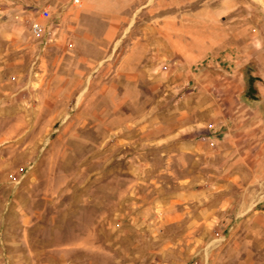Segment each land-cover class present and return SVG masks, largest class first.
Masks as SVG:
<instances>
[{
	"label": "rangeland",
	"instance_id": "374dc122",
	"mask_svg": "<svg viewBox=\"0 0 264 264\" xmlns=\"http://www.w3.org/2000/svg\"><path fill=\"white\" fill-rule=\"evenodd\" d=\"M75 1L0 0V264H264V0Z\"/></svg>",
	"mask_w": 264,
	"mask_h": 264
},
{
	"label": "crops",
	"instance_id": "0c3cea01",
	"mask_svg": "<svg viewBox=\"0 0 264 264\" xmlns=\"http://www.w3.org/2000/svg\"><path fill=\"white\" fill-rule=\"evenodd\" d=\"M246 105V104H245ZM245 105H239L238 109L246 110L248 109ZM241 112L236 115V118H233L232 122L234 125V132L241 135L239 140L234 141V148L240 152H249L253 158L255 156V160L258 161L261 155H264V124L261 119L255 116L254 113L250 112ZM208 119H205V122L201 121V128L208 127ZM204 121V120H203ZM224 121V120H223ZM229 120L225 119L224 126L228 125ZM186 137H190L194 130H199L198 126L195 127L194 123L191 121L189 125H185L182 129ZM238 131V132H236ZM226 133V131H223ZM180 133V132H178ZM170 135H173V130H171ZM179 135V134H178ZM229 138H231L230 133H228ZM238 136V135H237ZM233 137V136H232ZM236 137V136H235ZM225 139V138H224ZM186 151H191V143L189 141H185ZM189 146V147H188ZM239 147V149H238ZM190 148V149H189ZM243 156L240 155L239 158Z\"/></svg>",
	"mask_w": 264,
	"mask_h": 264
},
{
	"label": "built area",
	"instance_id": "2783aa9c",
	"mask_svg": "<svg viewBox=\"0 0 264 264\" xmlns=\"http://www.w3.org/2000/svg\"><path fill=\"white\" fill-rule=\"evenodd\" d=\"M76 3L78 2V0L75 1ZM42 17L43 18H48L49 17V13L47 11H44L43 14H42ZM33 30L35 33L39 32L40 31V25L38 23H34L33 24Z\"/></svg>",
	"mask_w": 264,
	"mask_h": 264
}]
</instances>
